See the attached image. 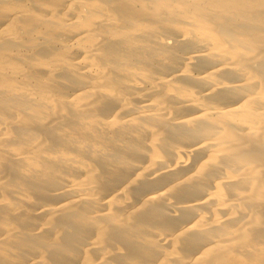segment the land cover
Segmentation results:
<instances>
[{
	"label": "bare ground",
	"instance_id": "obj_1",
	"mask_svg": "<svg viewBox=\"0 0 264 264\" xmlns=\"http://www.w3.org/2000/svg\"><path fill=\"white\" fill-rule=\"evenodd\" d=\"M0 264H264V0H0Z\"/></svg>",
	"mask_w": 264,
	"mask_h": 264
}]
</instances>
